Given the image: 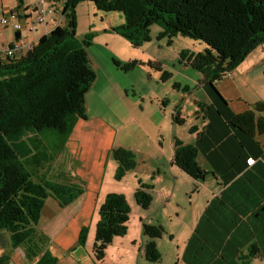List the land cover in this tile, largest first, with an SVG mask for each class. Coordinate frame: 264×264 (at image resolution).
Instances as JSON below:
<instances>
[{
	"label": "trees",
	"instance_id": "obj_1",
	"mask_svg": "<svg viewBox=\"0 0 264 264\" xmlns=\"http://www.w3.org/2000/svg\"><path fill=\"white\" fill-rule=\"evenodd\" d=\"M17 2L22 4V0ZM83 2H91L98 12L120 14L124 23L112 32L134 48L150 42L152 25L161 27L156 38L167 39L168 46L178 36L205 44L201 52L182 50L180 61L201 73L205 85L224 105L227 103L216 83L264 44V0H65L61 10L63 26L42 36L19 59L0 62V233L7 232L11 248L22 249L34 264H57V258L48 250L49 238L38 229L47 198L53 197L60 208H65L84 192L70 175H59L60 182L43 177L65 148L77 121L86 120L85 97L97 78L86 52L92 34L81 41L76 37V7ZM112 63L123 73L139 65L117 59ZM154 66L161 72L160 81L170 79L157 63ZM177 87L173 84V88ZM262 113L264 103H255L234 115L230 125L251 137L264 135ZM172 120L183 123L177 114ZM197 153L195 146L176 140L172 162L193 180L203 181L206 172L196 161ZM110 157L117 165L115 181L137 166L132 152L124 148L112 149ZM40 171L43 173L37 180ZM151 188L139 182L133 194L143 211L152 203ZM129 216L124 195L105 196L94 235L96 261L104 258L114 238L126 235ZM142 232L150 239L144 247L145 258L156 263L160 254L153 240L161 238L163 230L143 224ZM87 233L88 228L83 227L79 245L85 244ZM257 254L252 245L248 257ZM0 264H9V257L2 255Z\"/></svg>",
	"mask_w": 264,
	"mask_h": 264
},
{
	"label": "crops",
	"instance_id": "obj_2",
	"mask_svg": "<svg viewBox=\"0 0 264 264\" xmlns=\"http://www.w3.org/2000/svg\"><path fill=\"white\" fill-rule=\"evenodd\" d=\"M64 2L23 0L18 8L15 6L13 10L20 14V22L25 25L21 36L35 44L57 26H63L65 21L61 10ZM38 3L52 11L43 24L36 22L37 14L33 15L40 9ZM80 6L92 8L89 2L80 3ZM93 16L85 19L83 32L76 30V37L92 34L94 42L92 39L91 46L95 41L99 42L102 50L119 55L117 57L122 61H118H133L131 56L125 58L131 45L112 32L113 28L122 25V16L117 15V23L112 22L111 15L106 23L100 17L98 24L93 21L97 14ZM9 31L11 36L8 39L4 31L0 34V45L9 46L15 41L16 34L11 29ZM89 64L96 69L90 60ZM241 64L244 66L243 62ZM243 68L242 76L247 84H251V72H245ZM95 71L97 78L90 91H96L100 84L110 83L121 72L114 67L100 77ZM162 71L168 72L172 78L166 68ZM223 80L217 82L216 87L227 105L202 81L199 90L204 101L193 100L195 112L192 117L195 121H186L181 115L183 100L179 92L175 95L180 98L179 103L165 96L161 104L154 103L150 97L143 98V107L141 105L139 109L148 112L149 121H133L134 127L143 135L138 146L125 147L133 153L137 166L120 181L114 180L117 165L110 157L111 150L120 146L114 144L112 147L113 144L110 146L108 142L97 152L92 142L82 147L77 139L84 134L78 133L69 150L82 157L83 163L80 166L77 163L73 178L83 186L84 192L39 228L49 238L48 250L57 258V264H264V135L251 137L230 125L234 115L252 108L255 103H244L245 108L234 107L226 96L228 92L222 90L220 82ZM228 82L232 86L236 80L231 78ZM177 85L176 90L180 87ZM174 109L183 123L172 120ZM79 121L73 131L87 122ZM176 140L197 148L196 161L206 172L203 181L193 180L173 164ZM143 145L146 150H142ZM69 150L66 149L67 154ZM250 159L254 161L252 165L247 163ZM139 182L152 187V203L146 211L141 210L133 198ZM109 193L122 194L127 200L130 207L127 233L124 237L114 238L105 250L104 258L96 261L93 243L98 210ZM143 224L159 226L163 230L161 238L153 240L160 254L156 263L145 258L144 247L150 239L143 235ZM83 227L88 228L87 239L84 245H79L78 236ZM252 245L258 254L250 258ZM2 255L9 257V264H34L24 256L22 249L11 248L9 235L5 232L0 233V257Z\"/></svg>",
	"mask_w": 264,
	"mask_h": 264
},
{
	"label": "rangeland",
	"instance_id": "obj_3",
	"mask_svg": "<svg viewBox=\"0 0 264 264\" xmlns=\"http://www.w3.org/2000/svg\"><path fill=\"white\" fill-rule=\"evenodd\" d=\"M18 5L17 0H0V18ZM89 5L92 8L94 7L91 2H89ZM37 6H40L41 9L44 7L43 4L40 3H38ZM92 8H87L86 6L81 7L80 4L76 7V21L79 20L78 29L76 28L78 33L85 30V19L87 17L94 18L93 14L95 13L97 14V18L93 19V21H95L96 24L100 22V17L104 19L103 23L109 20V15H111L113 23L119 21L118 18H116L117 15L121 17L118 13L105 14L98 12L96 9L92 14V10L94 9ZM36 14V11H34L33 15ZM121 20H123L124 23L123 17H121ZM21 25V31H24L25 25ZM9 30L10 28L1 30V32L4 31L3 34L5 33V38L7 39L11 36V31ZM159 32H161V27L152 25L150 27V42L135 49L130 46L128 53L126 52L127 55H125V58L131 56L133 61L138 62L139 65L136 68L128 73L119 72L118 78L110 83L100 84L96 87V91L91 90L87 93L84 104L87 122L81 123V126H79V128L77 127V129L71 133L69 141H67V150L70 149V145L73 143L74 138L78 136L79 132L84 135L78 137V143L83 147L92 142L97 152L104 149L108 142H110V146L113 144L112 147L114 144L120 146H115L114 149H125V147L129 145L138 146L139 139L142 137L143 132L134 127L133 121H149L148 112L139 109V106L142 105L143 107V98L148 99L150 97L153 99L154 103L158 101L161 104L162 97L165 96L179 103L180 98L175 97L177 92H179L183 100V102L180 103L183 104L180 111L181 115L186 118V121H195L192 117V114L195 112L193 100L204 101V97L199 90L200 83L203 81V75L180 61L179 53L182 50L195 53L201 52L205 48V44L178 36L173 38L172 44L168 46L166 44L167 39L157 40L156 37ZM77 39L81 41L83 38L82 36H78ZM87 49V55H89L88 59L91 61L92 66L96 68L95 70H97L100 77H102V73L115 67L112 63V58L122 61L117 57L119 55H111L108 51L102 50L99 42L95 41V43ZM262 49L264 50V44L262 47L256 48L246 57L243 61L244 66L240 64L229 74L230 76L227 75V78L225 77V80H223V78V81L220 82V85L224 88L222 90L228 92L226 96L232 100V105L234 107L245 108L246 103L254 104L256 102H264V53ZM259 56L261 58H259ZM155 63H157L162 70L166 68L171 72L172 78L166 82L160 81L161 72L156 70L154 66ZM242 67H244L243 69L245 72H251L249 74L251 84H247L245 78L242 76ZM231 78L236 80V83L232 86L230 82H228ZM101 79L102 78H100V80ZM174 83L180 84L178 90L173 88ZM184 87H187V90L184 91ZM154 97L158 98L154 99ZM237 98L241 100L238 101ZM177 112L174 109L172 113L176 115ZM261 116H264V113H262ZM79 123L80 121L77 124ZM79 129L80 131H78ZM66 149L64 148L61 154L55 157L54 161L47 169V173L43 176L47 180L60 182L58 178L59 175L66 177L70 174L71 177H73L75 176L74 170L77 163L79 166L83 163L79 153H73L69 150L67 154ZM146 149L147 147L143 145L142 150ZM42 173L43 171L37 173V180L41 177ZM60 209L62 208L59 207L55 199L53 197H48L41 213L38 229L43 228L49 219L60 212ZM5 233L8 234L7 232Z\"/></svg>",
	"mask_w": 264,
	"mask_h": 264
},
{
	"label": "built area",
	"instance_id": "obj_4",
	"mask_svg": "<svg viewBox=\"0 0 264 264\" xmlns=\"http://www.w3.org/2000/svg\"><path fill=\"white\" fill-rule=\"evenodd\" d=\"M36 22L43 24L46 22L48 14L52 11L50 8H40L36 10ZM31 14V12H30ZM22 23L20 22V14L16 10H12L0 18V34L1 30L10 28L15 34V41L9 46H0V62L14 61L24 56L29 50L32 49L34 43L28 42L21 36ZM253 160H248L249 165L253 164Z\"/></svg>",
	"mask_w": 264,
	"mask_h": 264
}]
</instances>
